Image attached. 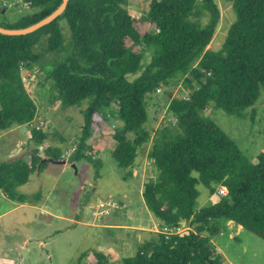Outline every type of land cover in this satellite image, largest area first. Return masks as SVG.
<instances>
[{"label": "trees", "instance_id": "16d2710c", "mask_svg": "<svg viewBox=\"0 0 264 264\" xmlns=\"http://www.w3.org/2000/svg\"><path fill=\"white\" fill-rule=\"evenodd\" d=\"M62 1L24 0L38 11L6 27L31 25ZM143 1L147 6L137 18L129 9L130 0H69L60 16L36 31L0 33V130L32 124L37 117L38 106L22 72L38 67L52 82L51 102L66 107L87 102L74 159L90 162L97 177L102 162L95 158L88 140L96 126L100 129L110 120L119 122L113 130V158L127 180L133 177L140 152L152 138L150 97L175 79H183L184 89L168 104L176 124L160 130L148 151L155 174L144 183L142 195L162 226L176 227L185 221L190 229L169 237L159 233L157 242H144L121 262L225 264L212 241L227 229L223 220L264 239V151L253 163L204 112L213 103L242 117L260 99L264 89V0H232L237 21L219 51L208 48L221 19L215 0ZM61 20L69 24L68 41ZM148 50L152 58L144 64ZM32 127L36 148L31 162L22 158L0 162V188L21 203L42 196L40 192L29 197L18 188L46 165L37 155L40 144L51 136ZM61 154L62 149L55 145L45 149L46 157L58 160ZM198 183L211 193L219 187L228 192L217 203L198 209ZM90 252L94 262L86 260ZM111 262L105 252L87 250L71 264Z\"/></svg>", "mask_w": 264, "mask_h": 264}, {"label": "rangeland", "instance_id": "374dc122", "mask_svg": "<svg viewBox=\"0 0 264 264\" xmlns=\"http://www.w3.org/2000/svg\"><path fill=\"white\" fill-rule=\"evenodd\" d=\"M215 1L221 10V19L208 48L219 51L226 41L229 29L237 21V13L232 0ZM130 2H133L129 6L131 13L137 18L142 16L147 2L145 3L143 0H130ZM37 11L38 8H29L24 0H0V25L13 26ZM204 21L206 22L207 18ZM60 26L66 40L71 39L68 22L61 20ZM151 58L152 51L148 50L144 55V64L149 63ZM23 72L27 75L25 85L39 105L38 116L31 125H36L38 117L45 120L47 124L42 130L49 131L51 137L57 140L47 147L55 145L63 151L72 145L69 144L63 149L66 145L65 141L72 137L74 131L76 134L75 137L73 135L71 143L77 142L81 125L84 123L82 109L87 107V102H84L80 107H66L61 102L53 103L51 102L52 82L46 77V73L38 67L33 71L24 70ZM136 76L138 74L130 75L129 78L134 79ZM182 89H184L183 79L178 78L150 97L148 128L151 130L152 138L140 152L133 169L136 179L126 180L123 178L126 172L119 168L115 162L113 152L107 150V145L113 139V130L119 125L118 121L110 120L100 129L96 126L93 129L92 136H94L91 137L96 143L99 139L98 143H103L101 149L104 151L103 158L107 163L105 168L100 169L102 173L100 177L96 176L95 168L90 162L85 159L75 160V153H73L67 158L65 165L46 162L42 170L39 169L40 174L32 175L31 179L22 185V188H18L23 194L33 195L41 192L48 209L65 215L67 218L68 214L73 215L76 219L78 216V223L61 219L50 222L45 228L40 225L42 220L40 218V220L37 219L39 220L38 225L26 226L27 217L23 214V210L8 211L12 206L10 201L0 197V264H71L76 262L80 255L87 250L109 252L116 257L114 260L111 258L112 264H123L121 259L134 255L144 242H157L161 223L156 221L154 224L157 218L149 209H146L142 195L144 183L155 174V168L148 157V151L160 130L176 124V119L168 111V104L175 95L180 94ZM204 115L213 119L253 163L258 161V155L264 151V89L261 91L260 99L253 106L247 108L242 117L228 114L213 103L204 112ZM36 128L40 130V128ZM26 129L31 140L32 131L30 127L26 126ZM106 133L112 138L103 137ZM60 137H65L63 145H61ZM46 148L44 143L40 144L39 152ZM93 153L95 155V151ZM58 160L63 159L61 157ZM64 166H66L65 170ZM193 174L198 177V173L194 172ZM89 180L92 182L91 185L88 184ZM197 188L200 192L197 201L198 209L217 203L225 195L222 187H219L216 193H211L202 183H198ZM122 193H125L127 197L123 199ZM99 200H103L105 203L111 200L109 205L106 204V207H109L108 213H102L100 208L96 209ZM89 202H92V208L89 207ZM106 223L144 226L153 228L154 232H141L135 228L111 227L106 226ZM222 224L227 229L215 235L212 241L222 254L225 264H264L263 238L230 220H223ZM56 230H58L57 233H55ZM27 233H32V239L26 245L29 252L25 254V260H17L16 257L20 252H14L12 247L17 242L21 244L24 241L23 236ZM140 233L143 234L139 235ZM40 238L47 242L43 248L38 242ZM93 259L95 258L90 252L86 260L91 262Z\"/></svg>", "mask_w": 264, "mask_h": 264}, {"label": "crops", "instance_id": "0c3cea01", "mask_svg": "<svg viewBox=\"0 0 264 264\" xmlns=\"http://www.w3.org/2000/svg\"><path fill=\"white\" fill-rule=\"evenodd\" d=\"M131 4H133V2H131ZM131 4H130V6H131ZM35 102H36V100H35ZM36 104H37L38 110H39V105L37 102H36ZM38 113H39V111H38ZM26 126L28 128L30 127V130L32 131V125L26 124V125L15 126L9 130L0 132V158H1L0 162L5 161V160L20 159V158L24 159L27 163L31 162V160H32L31 155L33 154V150L36 148V146L34 145L33 140L29 139L28 130L26 129ZM81 126H83V124ZM46 132L50 133L49 131H46ZM75 134H76L75 131L72 132V137H73V135L75 137ZM93 136H91V137H93ZM72 137L66 141L62 139V138L65 139V137H60L61 141H62V142L60 141L61 145H63L64 141L66 144L63 147V149L66 148L67 145L71 144ZM103 137L107 138V137H111V135L106 133ZM55 141H57V140L50 136L49 141H46L44 143L45 148L47 147V145H50V143H52V142L55 143ZM99 141H100V139L97 140V143H96L95 141H93L92 138H90L88 140V144L93 146V151H95V157L98 158L99 160H101L102 166H103L102 168H105L107 161H106V159L103 158L104 151L101 149V146L103 143L99 144L98 143ZM107 146H108L107 150L110 152L111 151L113 152L115 150V147H116V141L114 139H112ZM39 154H40V156H39ZM39 154L37 156L41 157L43 160L46 157L45 149L42 152L40 151ZM63 169L65 170L66 166H64ZM36 173L40 174V170L39 169L35 170L30 175V179H31V176L36 175ZM134 178L136 179V176H135V173L133 172V177L130 179H134ZM126 182H128V181H126ZM88 184L89 185L92 184L91 180L88 181ZM22 187L23 186H20L19 188H22ZM25 195L32 197V195H29V194H25ZM122 196H123L122 197L123 199H124V197H127V195L125 193H122ZM0 197L3 200H7V201L9 200L10 201V204L12 206L8 211L19 210V209L23 210V214L27 217V221L25 222L26 226H29L31 224L38 225V221L40 220V218L42 219L40 221L41 222L40 225L45 227V228H47V226L49 225L50 222H55V220H61V219L71 221V223H73V222L78 223V216H76L77 217V219H76L73 215L68 214L69 217L67 218V216H65V215H60L59 213H56L55 211L48 209L45 205V199L43 198V196L33 198V200L27 201L25 203H21V202H18L16 200L10 199L3 192V190L0 188ZM125 199H127V198H125ZM92 206H93L92 202H89V207L92 208ZM146 209H148L147 206H146ZM6 212H4V213H6ZM74 213H76V212H74ZM104 218H106V217H104ZM37 219H39V220H37ZM156 221H158V220H155L154 224L156 223ZM105 225L111 226V227H120V228H124V227L135 228L136 230L141 231V232H147V231L148 232H151V231L154 232L153 228H146L144 226H127V225L125 226L124 224H119V223H106ZM57 232H58V230L55 231V233H57ZM142 234L143 233H140L139 235H142ZM23 238H24V241L21 244H19L20 242H17L12 247L14 252L15 251L20 252L16 257L17 260L18 259L25 260V256H26L25 254L27 252H29V248L26 247V245H28L30 239H32V233H27L26 235L23 236ZM35 239H37V238H35ZM38 242L42 248L47 243L46 241L42 240V238L38 239ZM217 250L219 251L218 248H217ZM106 254H108L112 258V260H114L116 258L115 255L112 256L109 252H107ZM94 261H95V259H93L91 262H94Z\"/></svg>", "mask_w": 264, "mask_h": 264}, {"label": "built area", "instance_id": "2783aa9c", "mask_svg": "<svg viewBox=\"0 0 264 264\" xmlns=\"http://www.w3.org/2000/svg\"><path fill=\"white\" fill-rule=\"evenodd\" d=\"M29 76L32 77V75H30V74H29ZM22 77H23L24 82L26 83L27 82V75H25L24 72H22ZM46 124L47 123L45 120H43L41 117H38V119L36 120V125H34V126L40 128V129H45ZM71 144L72 145L70 147H68L62 151V154H61L62 159L67 160L68 157L72 156V154L77 151L78 143L76 141H73ZM222 190L225 194H227L228 190L226 187H222ZM110 201L111 200H108V201H106L107 203H105V202H103V200H99L98 203L96 204V209L98 210L100 208L101 209L100 211L102 213H108L109 207L108 206L106 207V204L109 205ZM189 229H190L189 225L184 221V222H181L180 225H178L176 227H171L168 225H163V226L161 225V230H159L158 232L165 234L166 237H169L170 235H173V234H177V235L182 234Z\"/></svg>", "mask_w": 264, "mask_h": 264}, {"label": "water", "instance_id": "95a60500", "mask_svg": "<svg viewBox=\"0 0 264 264\" xmlns=\"http://www.w3.org/2000/svg\"><path fill=\"white\" fill-rule=\"evenodd\" d=\"M68 1L69 0H63L62 3L52 13H50L46 17L42 18L41 20H39V21H37L31 25H28L25 27H6V26L0 25V33L6 34V35H24V34H28V33H31L33 31H36L37 29H39V28L43 27L44 25L52 22L54 19H56L58 16H60L65 11L67 4H68ZM42 161L61 163V164L66 163V159L56 160L52 157H46Z\"/></svg>", "mask_w": 264, "mask_h": 264}]
</instances>
